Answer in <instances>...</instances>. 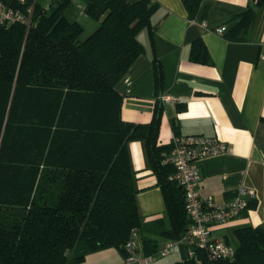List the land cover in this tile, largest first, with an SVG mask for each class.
<instances>
[{
  "label": "trees",
  "instance_id": "obj_1",
  "mask_svg": "<svg viewBox=\"0 0 264 264\" xmlns=\"http://www.w3.org/2000/svg\"><path fill=\"white\" fill-rule=\"evenodd\" d=\"M183 1L190 15L201 2ZM70 4L27 0L22 8L32 5L29 25L0 26V264H78L107 248L125 257L132 229L140 251L156 260L188 226L184 193L168 177L173 167L161 162L171 147L158 142L162 103L155 102L147 123L125 120L116 83L144 51L141 30L153 46L151 16L159 5L84 0L83 12L99 24L80 40L82 26L66 15ZM259 9L264 0H249L225 36L246 39ZM189 59L210 62L201 39L192 41ZM152 64L159 90L163 72L155 55ZM133 140L142 143L165 203V217L150 222L136 202ZM233 236L231 258L209 259L199 248L188 258L181 247V258L169 264H264V224L235 228Z\"/></svg>",
  "mask_w": 264,
  "mask_h": 264
},
{
  "label": "crops",
  "instance_id": "obj_2",
  "mask_svg": "<svg viewBox=\"0 0 264 264\" xmlns=\"http://www.w3.org/2000/svg\"><path fill=\"white\" fill-rule=\"evenodd\" d=\"M154 1L159 6L151 16L156 24L153 46L147 31L141 30L138 38L144 51L116 83L123 96L121 116L147 123L159 100L163 105L160 144H169L175 135L189 134L215 135L227 142L226 153L200 159L199 169L201 193L211 195L216 202L227 201L240 186L254 192V207L212 227V238H226L230 243L235 228L264 224V9L257 11L246 39L234 41L225 36L226 30L219 34L212 28H228L249 0H201L194 15L183 0ZM196 38L207 49V64L189 59L190 45ZM154 55L163 72L159 90L154 84ZM161 96L169 100L162 102ZM177 104L183 109L177 110ZM128 148L143 221L165 217L162 192L146 164L142 143L133 140ZM174 248L179 249V260L182 248ZM78 264L127 263L123 252L107 248L88 254Z\"/></svg>",
  "mask_w": 264,
  "mask_h": 264
},
{
  "label": "built area",
  "instance_id": "obj_3",
  "mask_svg": "<svg viewBox=\"0 0 264 264\" xmlns=\"http://www.w3.org/2000/svg\"><path fill=\"white\" fill-rule=\"evenodd\" d=\"M26 1L0 0V26L15 22L29 25L32 5L22 8ZM212 30L221 34L226 27L217 26ZM166 100H169V97L161 96L162 102ZM170 144L171 147L163 155L161 162L171 165L174 169L168 177L183 189L184 208L189 223L184 233L178 239L168 241L157 255L165 256L174 246H180L188 258L195 255V248L205 250L209 259L231 258L234 255L233 245L223 239L212 238L211 230L213 226L228 223L243 213L254 198L253 190L240 186L225 202H216L211 195L201 193L200 159L229 150L227 142L219 137L204 134L175 135ZM124 251L127 264H154L153 255H145L140 251L137 229L130 231Z\"/></svg>",
  "mask_w": 264,
  "mask_h": 264
},
{
  "label": "rangeland",
  "instance_id": "obj_4",
  "mask_svg": "<svg viewBox=\"0 0 264 264\" xmlns=\"http://www.w3.org/2000/svg\"><path fill=\"white\" fill-rule=\"evenodd\" d=\"M42 6L51 7L56 3V0H37ZM84 0H71L70 6L66 9V15L71 20H76L80 23L83 28V31L79 37L80 40L86 38L90 33H92L98 26L99 21L93 17L87 15L83 12ZM145 33V30L143 31ZM230 243L234 245L236 243L233 236L230 237ZM167 256H162L155 260V264H168L176 260L179 257V249L172 248Z\"/></svg>",
  "mask_w": 264,
  "mask_h": 264
}]
</instances>
